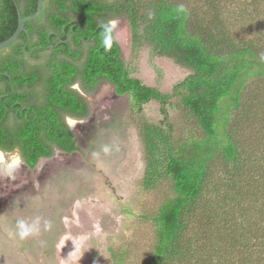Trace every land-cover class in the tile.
I'll return each mask as SVG.
<instances>
[{
  "label": "trees",
  "instance_id": "1",
  "mask_svg": "<svg viewBox=\"0 0 264 264\" xmlns=\"http://www.w3.org/2000/svg\"><path fill=\"white\" fill-rule=\"evenodd\" d=\"M37 5L0 0V43L15 33L18 9L26 18ZM116 19L126 21L134 45L189 77L172 93L130 77L110 24ZM105 26L112 27L111 47ZM26 29L0 52V151L18 150L32 170L56 148L79 152L59 113L90 115L77 84L93 92L107 81L139 111L158 102L165 117L178 99L197 133L175 139L160 128L144 136L147 185L166 180L171 193L148 218L154 242L139 264H264V127L251 130L258 116L248 110L253 87L264 83V0H46ZM45 52L43 66L29 64ZM255 102L263 109L264 100ZM110 253L113 264H138L129 262V249Z\"/></svg>",
  "mask_w": 264,
  "mask_h": 264
},
{
  "label": "rangeland",
  "instance_id": "2",
  "mask_svg": "<svg viewBox=\"0 0 264 264\" xmlns=\"http://www.w3.org/2000/svg\"><path fill=\"white\" fill-rule=\"evenodd\" d=\"M111 23L130 77L163 93H172L189 77L171 60L134 45L125 20ZM48 56L28 61L43 66ZM73 88L90 107L87 118L66 119L79 152L55 150L32 170L18 151H0V264H113L110 249H129L135 254L129 262L139 264L154 242L149 219L171 187L160 179L147 185L144 136L162 129L185 138L197 133L195 119L178 99L167 105L165 117L158 102L139 111L130 96H118L107 81L93 92L79 84ZM250 99L249 114L258 116L254 131L264 127V105L257 110L255 102L264 100V83L253 87ZM13 159L19 166L4 172L3 165ZM23 231L28 234L22 236Z\"/></svg>",
  "mask_w": 264,
  "mask_h": 264
},
{
  "label": "water",
  "instance_id": "3",
  "mask_svg": "<svg viewBox=\"0 0 264 264\" xmlns=\"http://www.w3.org/2000/svg\"><path fill=\"white\" fill-rule=\"evenodd\" d=\"M46 0H38V5H37V11L34 15L23 18L21 15L20 10L18 9V14H19V22H18V27L15 31V33L6 41L0 43V52L9 48L12 46L14 43H16L19 39V37L23 34L26 33L28 35V31L26 29V25L30 22L36 21L42 14L44 4ZM112 25V24H111ZM62 152V151H59Z\"/></svg>",
  "mask_w": 264,
  "mask_h": 264
},
{
  "label": "clouds",
  "instance_id": "4",
  "mask_svg": "<svg viewBox=\"0 0 264 264\" xmlns=\"http://www.w3.org/2000/svg\"><path fill=\"white\" fill-rule=\"evenodd\" d=\"M112 23L114 24L115 22H112ZM112 39H113L112 27L111 26H105V32H104L103 40H104V44L106 47H111ZM21 227H23V224H21ZM27 234H28L27 231L21 232L22 236H25Z\"/></svg>",
  "mask_w": 264,
  "mask_h": 264
},
{
  "label": "flooded vegetation",
  "instance_id": "5",
  "mask_svg": "<svg viewBox=\"0 0 264 264\" xmlns=\"http://www.w3.org/2000/svg\"><path fill=\"white\" fill-rule=\"evenodd\" d=\"M110 24H112L111 21H110ZM111 26H113V25H111ZM68 40H69V38H68ZM68 40H67V41H64V42L67 43ZM52 47H53V45H51L49 48H52ZM27 53H28V55H31V52H27ZM29 95H30V97H32V98L30 99V102H31V103H35L36 100H37V97H38L37 93L34 92V91H32V89H31V90L29 91ZM18 104L22 105L23 103L18 102ZM59 113H60V115H62V117H64L65 120H66L67 118L78 119V118H75V117H73V116H71V115H68V114H62L61 111H59ZM56 150H57V151H61L60 149H57V148H56ZM16 151H18V150H16ZM16 151H15V152H16ZM62 152H63V151H62Z\"/></svg>",
  "mask_w": 264,
  "mask_h": 264
},
{
  "label": "bare ground",
  "instance_id": "6",
  "mask_svg": "<svg viewBox=\"0 0 264 264\" xmlns=\"http://www.w3.org/2000/svg\"><path fill=\"white\" fill-rule=\"evenodd\" d=\"M19 163L20 162L18 161V159H13L10 163H6L5 165H3L1 169H4V172L6 173H12V171H14L19 166Z\"/></svg>",
  "mask_w": 264,
  "mask_h": 264
}]
</instances>
